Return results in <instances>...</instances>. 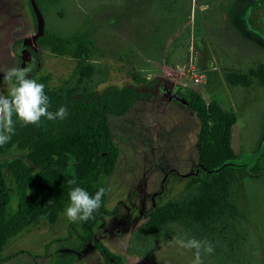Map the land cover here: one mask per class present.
<instances>
[{"label": "rangeland", "instance_id": "obj_1", "mask_svg": "<svg viewBox=\"0 0 264 264\" xmlns=\"http://www.w3.org/2000/svg\"><path fill=\"white\" fill-rule=\"evenodd\" d=\"M29 2L0 0V73L19 68L22 39H36ZM172 3L60 0L43 14L35 8L39 30L70 43L64 55L32 44L36 61L28 76L46 77L48 89L55 91L75 87L80 93L102 94L125 85L145 90L127 114L109 116L119 158L105 178L107 213L95 234L122 264H193L195 250L180 248L178 238L212 244L213 253L201 252L203 264H264V87L256 79L247 87L227 80L232 72L247 74L264 64V0H189L183 12ZM20 22L26 26L17 28ZM83 52L84 63L95 69L87 78H81L78 68ZM12 86L0 81V95H9ZM182 86L201 92L207 102L218 100L237 117L231 145L236 163L249 173L233 185L231 201L249 233L238 234L230 225L209 239L174 224L152 243H140L135 232L156 206L183 192L191 175L213 177L199 167L200 120ZM25 154L14 147L0 155V163L23 158L31 171H38ZM4 173L8 210L14 213L16 184L7 167ZM65 209L56 223L43 220L11 238L0 264H105L94 245L80 249L88 234L81 221L67 219Z\"/></svg>", "mask_w": 264, "mask_h": 264}, {"label": "trees", "instance_id": "obj_2", "mask_svg": "<svg viewBox=\"0 0 264 264\" xmlns=\"http://www.w3.org/2000/svg\"><path fill=\"white\" fill-rule=\"evenodd\" d=\"M33 1L39 11L45 13L60 0ZM188 3L189 0H173L171 6L183 12ZM37 43L54 54L64 55L70 40L46 30ZM79 57L82 59L78 62L81 78L92 76L94 67L84 63L87 53H79ZM253 79L264 87V64L247 74L232 72L227 76L231 85L240 87L250 86ZM36 81L45 86L48 110L54 113L64 106L68 115L62 120L41 117L38 124L28 125L16 121L13 116L15 134L7 144L0 146V155L17 147L24 150L26 159L39 169L31 171L23 158L13 159L9 164L0 163V254L11 238L26 229L38 226L43 220L56 223L70 203L68 193L72 188L79 186L91 195L103 187L106 191L94 219L81 221L88 235L80 249L94 245L105 258V264H122L121 257L112 254L95 234L96 225L107 213L105 178L113 173L119 158L109 116L127 114L144 92L136 85L109 87L102 94L80 93L75 87L55 91L48 89L46 77ZM179 89L188 93L190 108L200 120L199 167L213 177L204 180L191 175L183 192L151 211L145 223L136 230L135 240L152 243V239L156 240L166 227L174 224L209 239L222 235L230 225H235L238 234L244 229L249 233L248 225L239 221L240 212L231 201L233 185L249 173L247 167L236 163L237 156L231 145L232 127L237 117L216 99L207 102L197 90L183 86ZM6 167L17 189L18 209L14 213L8 210ZM252 172L258 173V169ZM72 180L76 183L70 184ZM61 264H73V261Z\"/></svg>", "mask_w": 264, "mask_h": 264}, {"label": "clouds", "instance_id": "obj_3", "mask_svg": "<svg viewBox=\"0 0 264 264\" xmlns=\"http://www.w3.org/2000/svg\"><path fill=\"white\" fill-rule=\"evenodd\" d=\"M30 69L10 68L0 73V81L12 83L8 96L0 95V146L7 144L15 134L16 121H22L24 125L38 124L41 117L47 120L64 119L68 112L61 106L54 113L48 110L49 97L44 92V84L29 78ZM15 115L16 121L13 120ZM70 184H75L72 180ZM105 189L101 187L95 194H89L84 188L76 186L68 195L70 203L65 209V216L73 223L94 219V213L101 207ZM177 245L182 249H194L193 264H203L201 252L211 254L214 248L207 241H199L194 238H178Z\"/></svg>", "mask_w": 264, "mask_h": 264}, {"label": "flooded vegetation", "instance_id": "obj_4", "mask_svg": "<svg viewBox=\"0 0 264 264\" xmlns=\"http://www.w3.org/2000/svg\"><path fill=\"white\" fill-rule=\"evenodd\" d=\"M29 3H30V6H31V11H32V20L34 21L33 28H35V34H37V36H36V39H35L34 42H33V40L31 38L22 39L19 42L20 48H19L18 55H19V61H20L19 68L27 67L28 69H32V66H33V64H35V61H36V52H35L34 48H32V44H35L36 46H38L40 48H43L37 43V39L46 30H42V32L39 30L38 16H37V12H36V9H35L36 6H35L33 0H30ZM25 26L26 25L24 23L21 24V22H20V24L18 26H16V27L17 28H24ZM16 27H14V28H16ZM23 57L25 59H23ZM141 90L144 92V96H145V90H143V89H141ZM144 96L142 98H144ZM142 98H140L138 100H141Z\"/></svg>", "mask_w": 264, "mask_h": 264}, {"label": "built area", "instance_id": "obj_5", "mask_svg": "<svg viewBox=\"0 0 264 264\" xmlns=\"http://www.w3.org/2000/svg\"><path fill=\"white\" fill-rule=\"evenodd\" d=\"M196 82H197V83L200 82V79H199V78H196Z\"/></svg>", "mask_w": 264, "mask_h": 264}, {"label": "water", "instance_id": "obj_6", "mask_svg": "<svg viewBox=\"0 0 264 264\" xmlns=\"http://www.w3.org/2000/svg\"><path fill=\"white\" fill-rule=\"evenodd\" d=\"M35 8H37V7H35ZM23 59H25V58L23 57Z\"/></svg>", "mask_w": 264, "mask_h": 264}]
</instances>
